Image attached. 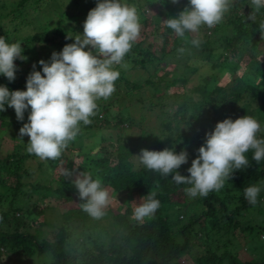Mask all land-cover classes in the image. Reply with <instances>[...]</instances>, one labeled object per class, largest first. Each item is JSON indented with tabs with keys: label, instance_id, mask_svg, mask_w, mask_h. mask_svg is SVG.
<instances>
[{
	"label": "trees",
	"instance_id": "trees-1",
	"mask_svg": "<svg viewBox=\"0 0 264 264\" xmlns=\"http://www.w3.org/2000/svg\"><path fill=\"white\" fill-rule=\"evenodd\" d=\"M31 1L37 2L38 0L13 1L17 11L11 12L14 13L11 19H18L23 26L31 27V33L21 38V48L23 49L21 55L27 59L14 61L18 69L14 81L9 82L5 77L0 76V85L6 86L9 91L26 90V79L33 70V65L36 66V71H41L38 61L44 60L47 62L50 60V57L46 59L38 56V54H41L39 51L37 52L39 45H41V48L51 46L59 51L66 44L73 43L77 35L83 34V22L88 12L94 8L89 3L86 8L77 11V13H58V19L66 17L80 23L72 24L65 29L55 26L51 29V32L46 24L35 25L31 19H25L26 12H28L27 6ZM130 1L124 0V3L128 4ZM187 5L188 0H178L177 3H172V0H143L141 4L136 5L142 28L140 36L118 65L122 66L123 71L142 70L151 73L146 79L140 81H128V79L119 75V78L115 81L114 93L108 99L97 101L96 114L90 117L92 122L88 125L80 123L77 136L64 149L68 155L50 162L49 169L51 170L64 160L63 168L71 171L72 175L77 172L90 173L93 179H101L102 187L109 191L110 196H123L121 202L124 203L121 211L111 212V209H107L111 220L103 228L101 227L106 242L92 244L87 252L82 253V258L72 255L73 244L69 241V231L66 227H63L59 220L61 219L62 222L69 225L72 220L78 219L82 224L79 229L81 231L89 230L86 223L93 220L81 211V201L77 189L72 183L71 176L66 178L60 172L55 176L57 178L53 176L54 179L49 180L47 186L30 184L32 192L38 195L36 200L52 196L55 200L57 199V202L65 204L71 200V193H75L78 202L75 203L74 207L66 209L60 214L59 220H56L55 224L48 226L51 230L47 237H39L28 232L0 229V252H5L8 256L5 262L10 259L9 264H21L18 259L23 258L25 260L24 264H29L33 257H38L47 259L42 264H182L180 263L181 256L187 254L193 243L189 238L194 239L190 230L194 227L198 230V233L202 232L204 241L197 238L201 250L194 255L191 264H264V252L261 254V258L257 260L252 258L240 259L239 254L236 253L238 249L233 251L231 246L229 247L225 243H214L211 246L208 242H213L212 236H217L220 231L237 230L238 233H255L261 236L263 240H258L257 243L260 242L259 247L264 250V221L260 218L259 223L253 226L250 223L253 220L248 216V214L251 216L255 210L259 211L255 208L260 206L264 208V160L257 164L252 160L253 153L251 151L246 153L250 166L235 171L232 178L227 181L229 188L235 189L238 195L232 197L229 195L228 190L226 199H220L215 191L210 192L207 197L199 196L195 203L187 205V211H185L191 210V212H188L181 222L177 217L178 215L174 214V210L180 209L179 200L185 198L184 189L190 187V185L177 184L172 180L171 175L165 177L158 172L146 169L136 157L142 149L160 151L164 148H174L177 153L184 149L188 153V162L177 171L183 176H188L187 169L191 166V161L197 157V149L205 140L207 131L202 126L205 119L199 115V110L203 106L214 108L211 102L213 96L221 90V87H214L212 91H208L204 88V85L200 84L197 89H194L199 95V99L193 100V97L187 96L184 91H181L180 94L176 93V85L183 86L187 82V77L183 74L179 78L173 75L170 80L162 77L157 78L156 83L151 80V78L157 77L158 71H161L158 65L162 58L184 46V39L192 42L193 36L202 35L204 40L199 44L204 43L206 45V32L208 30H211L210 34L216 39L219 34L222 36V42L217 46L219 49L217 53L222 61L212 63V69L225 68L233 71L239 61L247 56V66L251 62L252 65L254 64L251 66L252 71L259 75L261 81L260 85H253L246 77H243L244 90L251 94L253 99L264 105V69H260L259 64L254 63L253 60L255 59L254 51L257 43L261 39V34H264V29L260 27L264 24V6L257 9L252 5L251 0H234V3L230 6L231 13L228 16L224 14L222 21L212 29L202 25L197 33L186 32L185 36L180 38L163 23V20L176 17ZM236 8H243V10L235 12ZM3 21L5 24L9 23L6 19H3ZM48 32H51V34H48ZM6 34L2 32L0 36L6 40ZM211 52L212 50H210ZM42 53V55H45V52ZM113 70L120 71L117 65L113 66ZM163 79L166 80L164 86L158 88L157 86L160 85ZM202 80L205 81L206 77H203ZM167 91L170 92L172 97L176 96L180 99L177 100L179 103L176 105V111L174 112L175 116L180 117V121L173 127V133L165 136L162 133L155 135L150 129H145L141 130L129 145L125 144V139L118 135L116 139L107 141L104 135L110 136V131L113 133V130L120 128L123 122H127V127H129L132 124L131 120H125L119 111L112 120H108L106 117L98 120L97 113L100 111L107 112L109 107L115 103L116 107L131 108V111L135 114L142 111H140V107H142L144 101H147L150 106H158L156 100L163 98V94ZM122 95L123 97H121ZM114 96H116L117 101L112 99ZM234 97H237V95L235 94ZM192 108H195L194 115L189 114ZM5 109V111L0 112V137L5 133L6 128L10 127L14 128L19 134L20 126L18 123H23V120H10L6 116L14 115V111L7 105H5ZM238 109L242 111L240 117L245 116L244 108ZM185 115L187 120H185ZM219 115L221 116L216 119V124L230 118L229 116L232 113L221 112ZM234 118L237 119V117ZM13 125L15 126L13 127ZM182 126H186L187 131L190 130L189 139L184 140V142L193 145L196 148L195 152L187 147L183 148L185 145L179 143L181 135L179 130ZM262 126L264 128V117ZM95 127L97 128L96 131H99V136L94 130ZM257 137L264 139V130L262 135L257 133ZM8 141L11 152L2 158L0 157V226L1 223L22 224L24 222L21 217L23 214L34 213L40 215L43 210L37 208L34 204L27 207L19 203L20 197L18 196L23 192L22 188L28 186L27 183L22 182V178L30 176L31 172L25 164L27 161L35 159L36 156L27 152L28 142L20 141L18 137L16 138L13 135ZM89 154L91 156H88ZM81 157L79 164L72 163L73 160ZM251 185L260 187L255 205L250 204L243 194L244 188ZM151 191L157 193L155 198L160 201V207L155 215L151 219H145L142 223L130 222L132 209L128 205V201L140 199ZM259 214L260 217H264V212L260 213L259 211ZM106 216L107 214L104 217ZM37 232V234H40L39 231ZM239 240L241 243V239ZM240 243L239 247L242 246ZM242 244L247 246L246 243ZM243 249L246 248L243 246ZM246 252L251 253L252 251L247 249ZM239 253L245 256L244 251L240 250Z\"/></svg>",
	"mask_w": 264,
	"mask_h": 264
},
{
	"label": "clouds",
	"instance_id": "clouds-1",
	"mask_svg": "<svg viewBox=\"0 0 264 264\" xmlns=\"http://www.w3.org/2000/svg\"><path fill=\"white\" fill-rule=\"evenodd\" d=\"M178 0H172L177 3ZM259 9L264 0H251ZM231 0H188V5L176 17H169L163 23L174 31L177 37L186 32L197 33L202 25L211 28L220 23L229 10ZM261 29H264L262 24ZM141 25L134 6L121 0H97L83 22V34L74 42L66 44L59 53L53 52L49 61H38L41 71L33 70L26 79V90L9 91L0 85V112L5 105L12 108L18 121L30 109L28 122L19 129V136H27V152L41 160H57L70 141L74 140L80 123L90 124V117L96 114L97 101L108 99L115 91V81L120 73L113 70L130 51L140 36ZM199 40L192 44L198 46ZM87 49V50H86ZM19 43H7L0 36V76L14 81L17 59L25 60ZM260 123L251 116L235 119L226 118L217 122L214 130L205 133V141L197 149V157L187 169L188 176L177 171L188 162V153L174 148L160 151L142 149L139 162L146 169L169 176L177 184H187L184 189L189 198L207 197L212 191L221 190L235 171L246 169L250 162L246 153L251 151L257 164L264 160V139H259ZM174 173V174H173ZM68 178L72 172L63 169ZM77 189L80 209L89 218L100 220L107 214L112 197L102 187L99 178L80 172L72 180ZM260 193L258 185L243 190L244 198L255 205ZM155 191L140 198L134 206L132 219L142 223L151 219L160 207Z\"/></svg>",
	"mask_w": 264,
	"mask_h": 264
},
{
	"label": "rangeland",
	"instance_id": "rangeland-1",
	"mask_svg": "<svg viewBox=\"0 0 264 264\" xmlns=\"http://www.w3.org/2000/svg\"><path fill=\"white\" fill-rule=\"evenodd\" d=\"M14 0H0V33L5 32L7 38V43H19L21 44V38L24 36L29 35L31 33V27H25L23 26L22 22L17 20H12L11 18L14 16V13L17 11L15 8V3H13ZM143 0H131L127 5L134 6L136 8L137 4H141ZM122 3H124V0H121ZM91 3L93 7L96 6L97 0H38L37 2L31 1L28 4V12H26L25 19L30 20L35 24H46L49 31H51L52 28H55V26L62 27L65 29L68 26H71L72 24H78L80 22H76L75 20L72 21L66 17H62L58 19V13H77V11H82L84 8L88 6V4ZM234 3V0H231V4ZM238 8V7H237ZM235 10V12H241L243 8H239ZM150 11V10H149ZM231 9L225 13V16H228L231 13ZM5 16V17H4ZM4 17V18H2ZM2 18V19H1ZM3 19H6L9 21L8 24H5ZM25 20V21H26ZM61 20V21H60ZM24 21V22H25ZM139 23L141 21L139 20ZM213 27L209 28L212 29ZM142 29V28H141ZM140 29V31H141ZM211 31V30H210ZM210 31L208 30L207 33V43L206 45L199 44L198 46L193 45L191 41H188L187 39L183 40V45L181 48L176 50L170 55H167L162 58L161 62L159 63L158 67L161 69V71L157 72V77L151 78V80L156 83L157 78H165L167 80H170L171 77L174 75L176 77H182L186 76L187 82H185L182 85H176V93L180 94L181 91L186 92L187 96H192L193 100L199 99V95L194 91V89H197L198 85H204V88L208 91H212L214 87H221L220 91L217 92L213 97V101L211 102L214 108L203 106L202 109L199 110V115L203 116L204 126L206 128L207 132H211L213 130V127L216 125V119L221 116L219 113L225 112V113H232L230 118L235 119L234 117H239L242 115V111L238 108H244L245 115L251 116L255 118L261 125V131L258 132L259 135H262L263 133V126H262V119L264 117V105L258 100H255L252 98L251 94H249L247 91L244 90L245 84L242 81L243 77H246L253 85H260L261 78L257 73L252 71L251 66H253L251 63L247 66L248 58L247 56H244L241 61L237 64L235 70L229 71L228 69H212L211 65L212 63H215L216 61L221 62L222 59L218 56V44L222 42L221 38L222 36L219 34L218 41H216V37L212 36L210 34ZM52 32V31H51ZM51 32H48V34H51ZM197 37V38H196ZM194 39L199 40L200 43L204 40L202 35L199 36H193ZM72 42V41H71ZM41 45H39L40 47ZM37 47V52L39 57L48 59L51 57V54L53 52L59 53V51L53 47L48 48H39ZM87 50V49H86ZM210 50L212 52L210 53ZM214 51V53H213ZM45 55H42L43 53ZM221 56V55H220ZM254 63L259 64L260 69H264V34H261V39L257 43V46L254 51ZM118 67V71L121 75V77L128 79V81H140L142 79H146L151 73L147 71L137 70V71H123L122 66L118 64H114L113 66ZM187 71V72H186ZM203 77H206V80H202ZM166 80H162L158 88H162L164 86ZM123 90V88H122ZM121 90V91H122ZM194 91V92H193ZM235 94L237 97H234ZM123 97V95L121 96ZM116 96H114L112 99H115ZM163 99V100H162ZM180 100L176 96H171L170 92H165L163 94V98L156 100L158 106H150L147 101L142 102V107H140L141 112H136L133 114V111H131V108H122V107H116L115 103L109 107L107 112L100 111L97 113L98 120H101L102 118L106 117L108 120H112L113 117L117 114V111H119L125 120H131V125L127 127V122H123L118 129H114L113 133L110 131V136L104 135L106 137L107 141L116 139L118 136L125 139V144L127 145L131 144V142L138 136L141 130L150 129L152 133L155 135H158V133H162L165 135H170L173 133V127L178 124V121L180 117H177L174 115V112L176 111V105L179 103ZM117 101V100H116ZM222 107V108H220ZM195 108L190 109L189 114L194 115ZM14 111V110H13ZM30 109L26 110L24 113V119L23 123H18L20 128L23 126L24 123H27V117L29 115ZM14 115H8L6 116L10 120L17 119L15 112ZM244 115V114H243ZM185 120H187V116L185 115ZM183 122V120H182ZM182 124V123H180ZM15 125H13L14 127ZM95 126V125H94ZM179 126V125H178ZM186 126H182L179 130L181 133L179 143L185 145L183 148H188L195 152L196 148L189 144H186L184 140L189 139V135L191 134L190 130H186ZM202 128V127H201ZM96 127L94 128L95 132L98 135V132L96 131ZM93 131V130H92ZM18 137V140L23 142H28L29 138L27 136L20 137L18 132L10 127L6 128L5 133L1 135L0 137V157L2 158L4 155L11 152V146L9 144V139L11 136ZM118 135V136H117ZM3 136V137H2ZM2 138V139H1ZM205 140L202 141V145ZM201 145V146H202ZM68 155L65 150H63L61 158H64V156ZM88 156H91L90 154ZM84 157V156H83ZM81 158L73 160L72 163L79 164L81 161ZM52 160H41L38 157L35 159H32L30 161H27L25 166L31 171L30 176H27L26 178H22L23 183H27L28 186H24L22 188V193L18 197H20V204L26 205L27 207H30L31 204L36 205L37 208L43 209L42 213L40 215H35L34 213L29 214H23L21 216L23 218L22 224L17 225H10L6 223H1L0 229L4 231H21V232H28L41 236H48L49 231L51 228H49V225H53L56 223V220H59V215L62 214L66 209L72 208L75 206V203H77V198L75 193H71V200L67 203H60L57 202V199L55 200L54 197H45L41 200H36L38 198V195L33 193L32 188L30 187V184H38L39 186H47L49 184L50 179H54L57 174L62 172L64 160L57 164V167H53L51 170L49 169L50 162ZM72 161V158H71ZM80 172L74 173L71 176V179L74 180L75 176L79 174ZM57 178V177H55ZM10 183V182H9ZM53 186H55L53 184ZM228 190L229 195L232 197H236L238 195V192L234 189H230L228 182H225L224 187L219 190L215 191L216 195L220 199H226L228 196ZM235 192V193H234ZM111 203L108 207V209H111V212L114 211H121L123 209V203L121 202L123 200V196L120 195H112ZM196 198H189L187 195L184 199H180L179 202L181 204L180 209L177 208L174 210V214L178 215L179 221H183L185 219V216L188 212H191V210L187 211V205H191L192 203H195ZM142 201L140 199L135 200H129L128 205L133 210L134 206L138 203H141ZM58 203V204H57ZM3 204V203H2ZM4 207V206H2ZM4 209V208H2ZM199 210V208L197 207ZM260 211V213L264 212V208L260 206L259 208H255ZM186 210V211H185ZM197 210V211H198ZM107 211V210H106ZM259 211L256 210L253 211L251 216L248 214L249 218L252 219L250 223L254 226L257 225L256 223H259L260 218L263 219L264 217H260ZM258 216V217H257ZM20 217V216H19ZM261 219V220H262ZM93 220V219H92ZM110 216L107 213V216L100 219V220H93L86 223V225L89 226V230L81 231L79 230L81 227L80 221L78 219L72 220L69 225L62 222L60 219L59 222L63 225V227H66V229L69 231L70 234V242L72 245V255H77L78 257L82 258V253L87 252L90 246L96 242H106V238L103 236L104 231L101 229L104 225H107L110 222ZM130 222H133L134 220L130 217ZM76 227V228H75ZM191 233L194 237V239L189 238L193 241L191 248L188 250L187 254L184 256H181L180 263L182 264H191V261L193 260L194 255L198 254L201 250L200 245L198 244L197 238H201L202 241H204V236L202 232L198 233V230L196 228L192 227L190 228ZM39 231L40 234H37ZM108 231V230H107ZM232 231V232H231ZM231 231H220L217 236H212L213 242L208 241L209 245L212 246L214 243L218 244H227L229 247L231 246L232 250H237V254H239L240 259H254L257 260L261 258V254L264 252L259 246L260 242L257 243V241H262V237L255 234H246V233H238L237 230H231ZM44 235H42L43 233ZM47 234V235H45ZM241 239V243L240 240ZM207 241V239H206ZM239 243L242 245L239 247ZM246 243L247 246L245 244ZM239 245V246H238ZM239 248H238V247ZM243 246L246 248L243 249ZM237 247V248H236ZM255 247V248H254ZM257 248V249H256ZM248 250L252 251L251 253L246 252ZM244 251V254L239 253V251ZM259 253V254H258ZM242 256V257H241ZM7 254L5 252H0V264H9L10 259L8 262L6 261ZM13 259V258H11ZM18 259V258H17ZM19 263L24 264L25 260L23 258L18 259ZM47 261L45 258H38L33 257L29 264H42V262ZM260 261V260H258Z\"/></svg>",
	"mask_w": 264,
	"mask_h": 264
}]
</instances>
